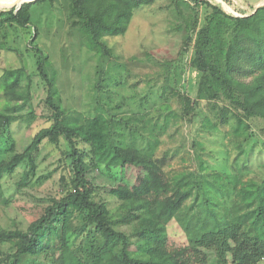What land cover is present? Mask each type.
<instances>
[{
    "label": "rangeland",
    "instance_id": "374dc122",
    "mask_svg": "<svg viewBox=\"0 0 264 264\" xmlns=\"http://www.w3.org/2000/svg\"><path fill=\"white\" fill-rule=\"evenodd\" d=\"M33 3L28 27L0 16V166L27 152L34 137L53 124L45 103L48 86L37 70V45L50 62L48 72L54 74L71 121L104 123L114 118L125 148L146 159L140 168L99 161L88 144L77 140L88 164L94 201L105 204L116 231L132 238L134 252L140 249L138 231L148 213L165 225L169 251L188 248L189 237L178 217L193 212L199 191L184 194L192 180L211 189L220 216L246 211L242 191H253L264 181V118L238 106L244 101L242 92L234 89L229 94L215 79L204 85L196 41L200 29L209 25L210 58L224 69L235 35L231 17L255 14L264 0H156L135 9L125 34L102 39L106 56L88 48L71 0ZM209 4L225 13L215 14ZM194 21L198 26L193 32ZM189 36L192 42L187 44ZM14 71L22 73L15 94L7 80ZM253 78L244 79L248 83ZM68 156L65 138L45 139L31 158L2 173L0 232L26 231L55 200L74 190ZM203 210L200 200L194 211ZM65 238L71 249L103 240L88 214L79 212L71 218ZM63 239L46 234L47 253L37 264H57ZM11 252L8 243H0V258ZM203 252L207 257L188 250L178 259L182 264H214L213 254Z\"/></svg>",
    "mask_w": 264,
    "mask_h": 264
},
{
    "label": "trees",
    "instance_id": "16d2710c",
    "mask_svg": "<svg viewBox=\"0 0 264 264\" xmlns=\"http://www.w3.org/2000/svg\"><path fill=\"white\" fill-rule=\"evenodd\" d=\"M56 0H37L51 2ZM73 9L81 19V29L87 37L88 48L101 56L108 55V48L102 42L105 36H118L126 33L134 11L142 6L151 5L156 0H71ZM196 2V0H193ZM33 2L23 4L19 11L14 8H0V16L8 15L13 23L28 27L32 20ZM214 13H225L217 6ZM235 19L234 38L225 53V68L221 69L220 61L210 58L209 48L212 45L210 27L205 25L198 32L196 41L197 68L205 78L206 86L212 79L226 87L229 92L238 90L244 94V101L237 104L248 115L264 118V7L247 17ZM197 21L192 24L193 32L197 30ZM37 35V31L35 33ZM34 41V39H33ZM187 44L192 42L189 36ZM37 57V70L48 86V97L45 101L52 111L53 124L41 130L33 139L27 152L18 155L10 163L0 166V178L3 172L16 169L45 140L55 141L65 138L69 145L74 190L66 196L55 200L48 206L38 220L26 231L12 230L0 232V243H8L11 253L0 258V264H37L39 257L47 253L44 236L53 233L62 236V252L55 260L57 264H182L178 256L192 250L198 256H206L207 251L213 254L214 264H258L264 257V181L253 191L243 190L245 206L242 214L229 217L226 213L220 216L211 199L210 188L197 180H192L190 188L184 191L188 196L195 190L198 198L192 205L188 217L180 215L178 222L189 237L188 248L177 251L168 250V235L165 225L149 214L143 218L139 229L142 240L138 242L139 251L132 250V238L114 229L109 219L105 204L93 199L94 187L88 179V164L84 153L79 150L77 140L80 138L91 148L94 157L101 161L125 167L140 168L146 160L140 152H130L118 138L114 126L115 119H88L79 124L67 116L57 91L54 74H49L48 61L39 46L34 45ZM254 77L246 83L244 78ZM11 93H16V86L22 78L21 72H10L7 77ZM217 94H215L216 96ZM6 122L7 117H3ZM9 122V121H8ZM2 125V122H0ZM200 193L202 198L200 199ZM252 196V198L250 197ZM201 200L204 214L195 212ZM256 205V206H255ZM87 213L89 223L100 233L103 240L90 242L78 248H69L65 238L66 229L75 213ZM117 247V248H116Z\"/></svg>",
    "mask_w": 264,
    "mask_h": 264
},
{
    "label": "water",
    "instance_id": "95a60500",
    "mask_svg": "<svg viewBox=\"0 0 264 264\" xmlns=\"http://www.w3.org/2000/svg\"><path fill=\"white\" fill-rule=\"evenodd\" d=\"M34 0H14L12 3L9 4H1L0 8L6 9V8H14L17 11L20 10L21 6L27 2H33Z\"/></svg>",
    "mask_w": 264,
    "mask_h": 264
},
{
    "label": "bare ground",
    "instance_id": "6f19581e",
    "mask_svg": "<svg viewBox=\"0 0 264 264\" xmlns=\"http://www.w3.org/2000/svg\"><path fill=\"white\" fill-rule=\"evenodd\" d=\"M14 0L12 1H9V2H5V1H0L1 4H9V3H12Z\"/></svg>",
    "mask_w": 264,
    "mask_h": 264
},
{
    "label": "built area",
    "instance_id": "2783aa9c",
    "mask_svg": "<svg viewBox=\"0 0 264 264\" xmlns=\"http://www.w3.org/2000/svg\"><path fill=\"white\" fill-rule=\"evenodd\" d=\"M262 262H264V257L262 258V260L258 264H261Z\"/></svg>",
    "mask_w": 264,
    "mask_h": 264
}]
</instances>
